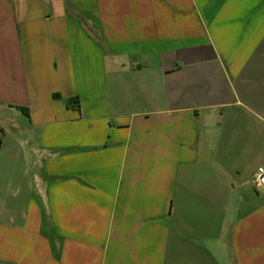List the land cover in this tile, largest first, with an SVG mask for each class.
<instances>
[{
    "label": "crops",
    "instance_id": "crops-1",
    "mask_svg": "<svg viewBox=\"0 0 264 264\" xmlns=\"http://www.w3.org/2000/svg\"><path fill=\"white\" fill-rule=\"evenodd\" d=\"M259 167L264 0H0V264H264Z\"/></svg>",
    "mask_w": 264,
    "mask_h": 264
},
{
    "label": "built area",
    "instance_id": "built-area-1",
    "mask_svg": "<svg viewBox=\"0 0 264 264\" xmlns=\"http://www.w3.org/2000/svg\"><path fill=\"white\" fill-rule=\"evenodd\" d=\"M253 184L255 187L264 186V167H259L253 176Z\"/></svg>",
    "mask_w": 264,
    "mask_h": 264
},
{
    "label": "trees",
    "instance_id": "trees-1",
    "mask_svg": "<svg viewBox=\"0 0 264 264\" xmlns=\"http://www.w3.org/2000/svg\"><path fill=\"white\" fill-rule=\"evenodd\" d=\"M74 101L78 102L77 98H73Z\"/></svg>",
    "mask_w": 264,
    "mask_h": 264
},
{
    "label": "rangeland",
    "instance_id": "rangeland-1",
    "mask_svg": "<svg viewBox=\"0 0 264 264\" xmlns=\"http://www.w3.org/2000/svg\"><path fill=\"white\" fill-rule=\"evenodd\" d=\"M1 136H2V134H1ZM28 141V140H27ZM27 165H28V162H27Z\"/></svg>",
    "mask_w": 264,
    "mask_h": 264
}]
</instances>
